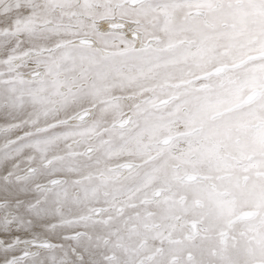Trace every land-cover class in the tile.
Listing matches in <instances>:
<instances>
[{"label": "snow or ice", "instance_id": "6c2138e0", "mask_svg": "<svg viewBox=\"0 0 264 264\" xmlns=\"http://www.w3.org/2000/svg\"><path fill=\"white\" fill-rule=\"evenodd\" d=\"M0 264H264V0H0Z\"/></svg>", "mask_w": 264, "mask_h": 264}]
</instances>
